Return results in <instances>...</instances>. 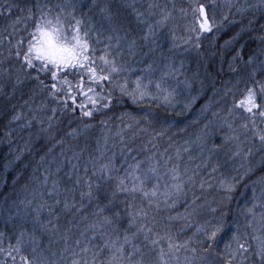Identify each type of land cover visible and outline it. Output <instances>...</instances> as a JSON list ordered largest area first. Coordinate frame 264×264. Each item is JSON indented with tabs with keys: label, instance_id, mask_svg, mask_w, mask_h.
<instances>
[{
	"label": "snow or ice",
	"instance_id": "1",
	"mask_svg": "<svg viewBox=\"0 0 264 264\" xmlns=\"http://www.w3.org/2000/svg\"><path fill=\"white\" fill-rule=\"evenodd\" d=\"M226 6L229 13L217 19V0H0V17L10 18L7 36H0V115L9 117V144L23 142L5 169L23 168L13 185L24 180L18 193L0 199V219L15 230L6 247L0 232V264H264V177L244 185L251 196L230 221L225 203L255 171L254 159L264 167V24L256 29L255 17L243 19L260 8L264 20V0ZM233 7L239 22L229 20ZM189 15L187 35L177 37ZM226 22L240 24L224 45L234 53L228 68L235 81L224 89L231 100L210 116L213 102L202 107L206 122L176 148L174 161L167 149H156L172 122L155 109H174L181 84L192 87L177 57L199 53L202 38ZM256 31L255 47L239 43ZM124 101L138 114L101 119L102 140L92 147L95 117ZM113 118L123 128L109 135ZM133 126L147 143L137 145L136 133L125 139L123 130ZM217 132L221 142L209 147ZM193 145L207 156L182 167V153ZM221 153L222 160H213ZM237 159L243 162L233 167ZM222 168L236 174L218 179ZM214 188L218 201L206 195ZM178 205L183 213L175 212ZM203 216L209 219L200 223ZM226 229L230 239L220 251Z\"/></svg>",
	"mask_w": 264,
	"mask_h": 264
},
{
	"label": "trees",
	"instance_id": "2",
	"mask_svg": "<svg viewBox=\"0 0 264 264\" xmlns=\"http://www.w3.org/2000/svg\"><path fill=\"white\" fill-rule=\"evenodd\" d=\"M76 3H88L90 0H73ZM259 0H255V4H257ZM87 11V9H85ZM236 12L235 8L231 9V14H229V18L232 20H237L239 22L242 17L240 15H234ZM229 13V11H228ZM262 15V10L260 8H255L250 10L249 12L244 14V23L247 24V20L253 17L256 18L258 23L254 25L256 29L259 28L260 24H264V20L260 19ZM10 22V18L0 17V36H7V33L4 32V29L8 26ZM240 30V24L235 23L233 27L229 30H225L223 32H217L215 36L213 35H206L201 40V51L197 53L195 51L194 57L187 61L190 65L184 67L185 75L192 81V87L184 88L183 85L180 86L178 89L179 95L177 98V104L174 109H155V111L159 112L161 116H166L170 122H172V127L167 131L166 135L161 138H157L154 143L156 144V149H159L163 152L167 149L168 154L173 156L175 161V151L177 147H181L185 140H192L195 138V135L200 131L203 127V124L206 120L203 118V113L201 109L203 106L208 104L210 101L213 104H220L223 105L224 99L231 100V97H224V89L225 87H230L231 84L227 82L235 81V77L229 72L228 64L231 61V57L234 54L231 48L224 47L225 41L229 40L230 37L234 36L236 32ZM10 31V29H9ZM260 33L256 32H249L243 36L240 40V44H249L252 47H255L256 44L253 42L252 37L258 36ZM13 39V43H14ZM237 47L239 45H236ZM7 48L8 44L5 40V43L2 46V55H7ZM177 57V60H180ZM14 59L12 63H14ZM9 66L8 62L4 64V67L7 68ZM199 73V76L196 74ZM184 79V78H183ZM203 82V84L201 83ZM243 87V85H240ZM189 89V90H188ZM214 89L216 90V94H214ZM190 91V92H189ZM27 98V97H25ZM17 104V108H20L22 101L19 99V93L17 94V99L14 101ZM189 105V107H185V105ZM219 107V105H217ZM24 112H27V108L21 109ZM122 111H129L133 114H138L137 106L131 104L130 101H124L123 107L117 106L113 109L112 112H108L102 115H97L93 123L97 125L94 129L91 130L90 136L91 140L90 143L92 147H95V139L100 138L102 140L103 133H101V126L99 125V121L101 119H105L107 116H119L120 112ZM210 116V114L208 113ZM199 119V123H194V121ZM8 116L0 115V199H2V194L4 193H16L19 192L20 186L24 183V180H20V182L16 185H13V180L15 179L17 172L23 171L21 167H9L7 170L5 169V163L8 161H12L14 159L15 152L17 148L23 147L22 141H14L12 144H9V137L5 135L8 131ZM125 123H129L128 117L124 118ZM11 127H15L12 125ZM109 128H111L110 135H114L117 131L123 128V124L119 119L113 118L109 121ZM215 131V130H214ZM136 133L135 136V143L137 145L144 144L148 142V136L144 133H139L136 126H133L131 129L125 128L123 130V135L125 139L128 140L133 137V134ZM17 134L14 132L13 136ZM171 137V140H169ZM118 137L116 140L118 141ZM220 143L219 133L217 132L216 135L211 137L209 141V145L211 143ZM81 145H83L84 141L83 138L80 140ZM37 147H39L37 145ZM156 149H152L155 151ZM199 148L195 145L192 146L190 152L182 153V161L187 162V156L196 155ZM198 150V151H197ZM58 152L59 149H56ZM147 153H145L146 155ZM216 159H223V155L219 154V156L214 155L213 160ZM182 167L185 165H181ZM235 167V166H233ZM191 168V167H190ZM221 173L224 175L221 176L220 173H217V178H229L232 175H235V171L232 168H222ZM242 172V169H240ZM31 174V168L28 169V173ZM201 176L206 177V172L201 171ZM259 176H264V167H258L256 170L250 174L237 188L232 201L230 204L226 201L225 203L228 204V208L226 209L229 212L228 219L229 221L236 215V210L238 206H242L244 203L245 198H247L248 189H245L244 185L250 183L254 180V178ZM197 195H200L199 189L196 190ZM241 193H244V196H241ZM209 200L216 198L217 201L219 200L220 193L214 188L206 193ZM15 198V195L13 196ZM22 198V194H21ZM215 206V205H214ZM184 208L182 206H177L175 209L176 213H183ZM209 219V216H203L199 218V222L203 223L205 220ZM183 221H180L176 224V227H179ZM194 227L187 229L183 234L179 236V239L182 241L183 239L191 236L194 232ZM14 229L12 226H5L3 220L0 219V232L5 233L4 237V245L7 246L8 237L13 236ZM175 231V228H174ZM231 232L226 229L224 233H222L217 240V248L218 250L222 251L224 248V244L229 241ZM12 243H15L14 238L12 239ZM234 246V245H233Z\"/></svg>",
	"mask_w": 264,
	"mask_h": 264
},
{
	"label": "rangeland",
	"instance_id": "3",
	"mask_svg": "<svg viewBox=\"0 0 264 264\" xmlns=\"http://www.w3.org/2000/svg\"><path fill=\"white\" fill-rule=\"evenodd\" d=\"M227 2H228V0H217V4H218L217 19H219L223 14L228 13L229 9H228L227 6H226ZM254 2H255V0H231V3H233L234 5L255 4ZM258 3H259V2H258ZM258 3H257V4H258ZM185 6H187V4H185ZM233 8H235V7H233ZM235 10H236V8H235ZM229 17H230V16H229ZM192 19H193V18L191 17V15H189L187 21H181V28L177 29V31H176V35H177V37H182V36H186V35H187V33L183 30V27H184V24H185V23H190V22H192ZM229 20L232 21V18H229ZM234 21H237V20H235V18H234ZM234 24H235V23H234ZM234 24H228V23L226 22L225 25H224L219 31H217V32H220V33H221V32H223V31H225V30H229L231 27L234 26ZM217 32H214L213 34H206V35H213V36H215ZM206 35H205V36H206ZM205 36H204V37H205ZM204 37H203V38H204ZM203 38H202V39H203ZM177 42L179 43V40H178ZM195 51H196L195 49H192V50H190L187 54H185L184 56H180L179 59H183L184 62H185V63H184V67L190 65L187 61H189L191 58L194 57ZM137 74H139V73H137ZM183 78H184V76H181V77H180V80L182 81ZM181 85H182V84H181ZM190 89H191V88H190ZM188 90H189V89H188ZM189 92H190V91H189ZM217 105H219V107L223 106V105L215 104V103H214V104H213V107L209 110L208 113L210 114L211 111H215V110L218 108ZM101 133H102V132H101ZM109 135H110V133H109ZM209 147H210V146H209ZM198 150H199V149H198ZM198 150H197V151H198ZM221 154H222V153H221ZM222 155H223V154H222ZM206 156H207V151H205L204 156H201V154H200V150H199V151L197 152L196 155L191 156V157L193 158L192 160H189V159H188L189 156L186 155L188 161H187V162H183V161L181 160L180 163H181V165H186V166H188V167H194V166L197 165V164H202V161L204 160V158H205ZM242 162H243V161L237 159V160L234 162V166H235V167H238ZM252 164H253V167H254L255 170H256V168H257L258 165H259L258 158L254 159L253 162H252ZM242 171H243V169H242ZM249 176H250V174H249ZM262 177H264V176H262ZM262 177H261V176H259V177H256V176H255V178H254L253 181L259 180V179H261ZM247 196H248V197L251 196V190H250V188L248 189V194H247ZM245 199H246V198H245ZM244 202H245V200H244ZM243 204H244V203H243Z\"/></svg>",
	"mask_w": 264,
	"mask_h": 264
}]
</instances>
